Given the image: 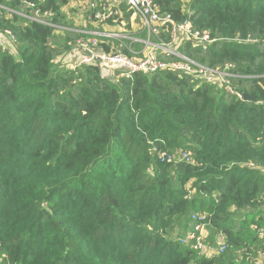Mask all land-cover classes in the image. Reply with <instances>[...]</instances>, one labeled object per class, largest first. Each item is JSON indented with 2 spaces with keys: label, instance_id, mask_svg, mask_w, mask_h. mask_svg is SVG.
I'll use <instances>...</instances> for the list:
<instances>
[{
  "label": "trees",
  "instance_id": "trees-1",
  "mask_svg": "<svg viewBox=\"0 0 264 264\" xmlns=\"http://www.w3.org/2000/svg\"><path fill=\"white\" fill-rule=\"evenodd\" d=\"M1 1L21 9L20 0ZM32 1L69 27L68 0ZM155 1L210 33L207 50L189 42L182 53L213 69L231 63L242 77L231 84L249 99L173 71L111 82L98 66L56 68L83 35L15 14L0 20L17 40L15 56L0 52V264H256L264 0H190L189 13L182 0ZM247 36L260 42L230 41ZM153 147L190 153L191 162L161 163ZM192 213L209 215L224 252L179 243Z\"/></svg>",
  "mask_w": 264,
  "mask_h": 264
},
{
  "label": "built area",
  "instance_id": "built-area-1",
  "mask_svg": "<svg viewBox=\"0 0 264 264\" xmlns=\"http://www.w3.org/2000/svg\"><path fill=\"white\" fill-rule=\"evenodd\" d=\"M123 6H125V12H131L130 22H138L142 37L132 39L123 33L124 30L105 32L95 29L92 32H87L91 30L69 29L55 22L52 11L41 10L38 4L32 0H20L21 9L19 11L12 9L0 0V20L11 18L15 14L25 22L52 28L56 33L68 30L83 35L75 42L78 57L73 62L64 64L71 70L81 66H98L116 72L114 79H132L136 74L173 71L180 75L190 76L201 83L222 88L236 100L245 101L244 94L231 84L232 79L242 78L232 73L233 65L231 63H226L222 68L213 69L201 65L182 53L181 47L189 42L201 47L202 50H207L214 42L207 30L195 27L190 16L176 21L170 14L161 13L155 0H89L82 17L90 25L112 21L124 26ZM107 39H111V41L108 42ZM125 41H130L128 46L124 44ZM230 41L242 45L260 42L259 39L251 36L236 37ZM261 42L264 45V40ZM133 43L139 46L138 50L130 48ZM0 52L13 55L17 53V40L9 29L0 30ZM153 152L156 153L161 163L191 162V154L187 152L170 154L167 150H158L156 147H153ZM260 200L264 205V195ZM208 226V214L192 213L189 229L177 240L181 245L189 247L199 255L212 256L224 252L226 245L223 238L218 237L215 245H212L208 240L206 232ZM253 228L256 229V227ZM258 236L264 244V230H260ZM256 264H264V249L259 252Z\"/></svg>",
  "mask_w": 264,
  "mask_h": 264
},
{
  "label": "rangeland",
  "instance_id": "rangeland-1",
  "mask_svg": "<svg viewBox=\"0 0 264 264\" xmlns=\"http://www.w3.org/2000/svg\"><path fill=\"white\" fill-rule=\"evenodd\" d=\"M89 0H68L67 3L65 4V6L63 7V11L65 14V20L67 21L66 24L69 25V29H82V30H90L89 29V23L83 19L82 16H84L83 11L86 10V3H88ZM189 3L190 0H182V5L183 8L185 9L186 13H189ZM124 26L123 25H119L116 22H112L109 21L108 23L105 24H94L93 27H96V30L100 29L103 30L105 32H116V31H120V30H124L127 33H125L123 31V33L125 35H127L128 37L132 38V39H137L139 37H142L143 34L140 32V26L138 24L137 21L134 22H130L129 18L128 20L124 19ZM95 29H92L91 31H87V32H92ZM59 34V33H58ZM100 41V39H98ZM108 42L111 41V39H107ZM105 42V40H104ZM130 41H125V45L128 46V43ZM130 48L132 49H139V46L136 45V43H133ZM127 51V50H126ZM11 56H15V54H10ZM78 50L74 45L71 47V49L66 52L65 54H62L61 56L57 57L54 61H53V65L57 67H63L64 64L69 63V62H73V60H76V58L78 57ZM65 67V66H64ZM97 67V66H95ZM100 74L102 75L103 78L109 79L112 82L111 77L112 76H116V72H112L108 69H104V68H100L97 67ZM114 81H117V79H114ZM153 152V150H152ZM170 154H179V153H170ZM237 216L239 214H236ZM180 228L181 227H177L175 228V230L173 231V237L175 238L176 236H178L180 234ZM209 232H213V230L208 227ZM184 235V234H182ZM216 235V234H215ZM217 236V235H216ZM218 240V238H217Z\"/></svg>",
  "mask_w": 264,
  "mask_h": 264
},
{
  "label": "crops",
  "instance_id": "crops-1",
  "mask_svg": "<svg viewBox=\"0 0 264 264\" xmlns=\"http://www.w3.org/2000/svg\"><path fill=\"white\" fill-rule=\"evenodd\" d=\"M123 8H124V13H125V6H123ZM64 9V8H63ZM82 14H84V11H83V13ZM90 25V24H89ZM92 27H91V30L92 29H96V27L94 26L93 27V25H91ZM98 30H100V29H98ZM209 229H210V227H209ZM206 232H207V235H208V240H209V238L211 237L212 238V240L210 241V243L212 244V245H215L216 244V241H217V238L219 237V236H215V234H213L214 233V231L211 233V232H209V230H208V228H206ZM215 236V237H214Z\"/></svg>",
  "mask_w": 264,
  "mask_h": 264
},
{
  "label": "water",
  "instance_id": "water-1",
  "mask_svg": "<svg viewBox=\"0 0 264 264\" xmlns=\"http://www.w3.org/2000/svg\"><path fill=\"white\" fill-rule=\"evenodd\" d=\"M249 98H248V96H244V100H248Z\"/></svg>",
  "mask_w": 264,
  "mask_h": 264
}]
</instances>
